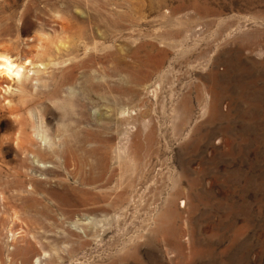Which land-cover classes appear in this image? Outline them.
I'll return each mask as SVG.
<instances>
[{"label": "rangeland", "instance_id": "obj_1", "mask_svg": "<svg viewBox=\"0 0 264 264\" xmlns=\"http://www.w3.org/2000/svg\"><path fill=\"white\" fill-rule=\"evenodd\" d=\"M0 31L36 71L0 78V264H264V0H0Z\"/></svg>", "mask_w": 264, "mask_h": 264}, {"label": "clouds", "instance_id": "obj_2", "mask_svg": "<svg viewBox=\"0 0 264 264\" xmlns=\"http://www.w3.org/2000/svg\"><path fill=\"white\" fill-rule=\"evenodd\" d=\"M35 74V71L29 68L28 63L22 64L18 62V58L8 53L0 52V78H6L9 81L20 83ZM8 91L11 92L12 89L9 88Z\"/></svg>", "mask_w": 264, "mask_h": 264}, {"label": "bare ground", "instance_id": "obj_3", "mask_svg": "<svg viewBox=\"0 0 264 264\" xmlns=\"http://www.w3.org/2000/svg\"><path fill=\"white\" fill-rule=\"evenodd\" d=\"M2 33V31H0V34ZM6 37V36H5ZM4 37V38H5ZM3 46V48L1 49L4 53H9L8 52V49L7 48H10L11 49V47H12V45H11V43H9V42H0ZM6 45V46H5ZM19 59V58H18ZM20 60V59H19ZM21 61V60H20ZM28 60H25V61H23L24 63H28L27 62ZM23 62H20V63H22L23 64ZM36 72V71H35Z\"/></svg>", "mask_w": 264, "mask_h": 264}]
</instances>
